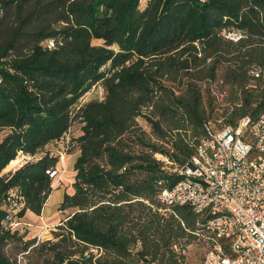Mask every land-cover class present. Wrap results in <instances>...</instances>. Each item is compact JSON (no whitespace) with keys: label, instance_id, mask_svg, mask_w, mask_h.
I'll list each match as a JSON object with an SVG mask.
<instances>
[{"label":"trees","instance_id":"1","mask_svg":"<svg viewBox=\"0 0 264 264\" xmlns=\"http://www.w3.org/2000/svg\"><path fill=\"white\" fill-rule=\"evenodd\" d=\"M139 1L0 0V264H181L172 245L197 214L157 210L180 174L155 154L195 152L209 82L228 87L223 122L264 111V0ZM93 85L102 98H84ZM58 143L78 150L57 207L70 211L25 237L9 222L40 214ZM18 153L32 158L1 173Z\"/></svg>","mask_w":264,"mask_h":264},{"label":"built area","instance_id":"2","mask_svg":"<svg viewBox=\"0 0 264 264\" xmlns=\"http://www.w3.org/2000/svg\"><path fill=\"white\" fill-rule=\"evenodd\" d=\"M225 36L237 39L239 33L228 31ZM258 72V68L250 70L253 76ZM94 88L102 97L101 85L87 93ZM204 125L206 135L184 164H172L155 154L180 174L157 193L161 204L157 210L185 204L197 214L190 233L205 247L198 264H264V111L253 120L243 117L234 126L220 120ZM54 153L63 159L61 143ZM22 158L32 157L23 154ZM55 172L52 169L49 175ZM16 221L9 225L16 226Z\"/></svg>","mask_w":264,"mask_h":264},{"label":"rangeland","instance_id":"3","mask_svg":"<svg viewBox=\"0 0 264 264\" xmlns=\"http://www.w3.org/2000/svg\"><path fill=\"white\" fill-rule=\"evenodd\" d=\"M144 1L145 0H140L139 5L142 6L144 4ZM101 42H102L101 40L92 41V43L94 44H99ZM93 86H96V85H93ZM209 88H210L211 94L214 95V98H215L214 100L215 108H214V112L212 113L211 119L216 122L219 120L223 122V119H224L223 111H224V108L227 107V103L224 101V95H226L228 87L225 84H220V81L218 82V84H217V81H213V82H209ZM97 96H99V94L95 93V88H94L91 93L89 94L86 93L84 98L85 97L87 99H91L95 97L97 99L102 98V97H97ZM137 120L145 129H147V123L144 121V119L138 117ZM3 132H5V130L4 131L0 130V136ZM77 154H78V150L74 149L69 154H65L62 160L57 161L55 168H54L56 172L54 175L51 176L53 188L55 189L59 188L61 190L71 189L70 183L73 179V171H72V167L70 163H71V160L74 161ZM22 155H23L22 153H18L16 155L17 162L13 165H6L7 167H5L1 171V173H5L9 170L12 171L15 168H17L20 164L27 161V159L22 158ZM164 165L166 168L170 170L173 167L172 164L164 163ZM61 197H62V192L60 190L53 191L51 195L49 196V201L47 205L44 207V210L40 212V214L35 215L29 212H26L29 214H24V216L18 218L17 221L15 222L16 226H12V227H17V228L21 227L22 228L21 231L25 233V237L35 236L40 239H45V238L50 237L51 236L50 230L54 227V225L58 222L60 218L64 217L70 211V209H66L62 211L58 210L57 207L59 203L58 204L56 203L60 201ZM10 205L12 208L11 211L16 212L17 207H15L14 201L11 202ZM173 206H176V205H173ZM171 208L167 210H162L159 212L162 214H165V213L168 214V212L172 211ZM180 223L183 224L182 221H180ZM194 224H195V221H194ZM194 227L195 225H193V228ZM190 230H191L190 228H186L185 230L186 233L184 236L180 238V243L175 242V246L172 245L173 251L184 255V258L181 264H198L204 254V250H205L204 244L201 243L194 234L190 233ZM180 244H181V247L184 248V252H182L181 248L179 247ZM137 247L138 245L136 244L135 249ZM151 264H157V263L153 262Z\"/></svg>","mask_w":264,"mask_h":264},{"label":"crops","instance_id":"4","mask_svg":"<svg viewBox=\"0 0 264 264\" xmlns=\"http://www.w3.org/2000/svg\"><path fill=\"white\" fill-rule=\"evenodd\" d=\"M72 162H73V160H71V163H70V164H71V167H72ZM55 190H60V191L63 193V190H61V189H59V188H56ZM55 190H53V191H55ZM53 191H52V192H53ZM52 192H51V193H52ZM51 193L49 194V196L51 195ZM49 196H48L47 200L45 201V203H44L43 208H42L41 211H43V210H44V207L47 205V203H48V201H49ZM61 198H62V197H61ZM60 200H61V199H60ZM59 202H60V201H59ZM59 202H57L56 204H58ZM26 212H29V213H31V214H34V213H32L31 211H28V210H27ZM26 212H25V214H29V213H26ZM35 215H36V214H35Z\"/></svg>","mask_w":264,"mask_h":264},{"label":"bare ground","instance_id":"5","mask_svg":"<svg viewBox=\"0 0 264 264\" xmlns=\"http://www.w3.org/2000/svg\"><path fill=\"white\" fill-rule=\"evenodd\" d=\"M17 162V159H16V157L14 158V159H12L7 165H13V164H15ZM5 167H7V166H5Z\"/></svg>","mask_w":264,"mask_h":264}]
</instances>
